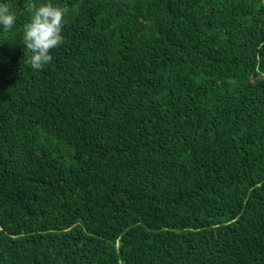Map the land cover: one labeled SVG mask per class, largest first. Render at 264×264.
I'll return each mask as SVG.
<instances>
[{"label":"trees","instance_id":"1","mask_svg":"<svg viewBox=\"0 0 264 264\" xmlns=\"http://www.w3.org/2000/svg\"><path fill=\"white\" fill-rule=\"evenodd\" d=\"M0 4V264H264V0Z\"/></svg>","mask_w":264,"mask_h":264},{"label":"clouds","instance_id":"2","mask_svg":"<svg viewBox=\"0 0 264 264\" xmlns=\"http://www.w3.org/2000/svg\"><path fill=\"white\" fill-rule=\"evenodd\" d=\"M65 13L57 5L45 2L32 10L31 19L23 26V45L28 53L25 62L32 69L43 70L53 61L51 50L64 42L62 30ZM16 15L7 4H0V25L8 32L16 23Z\"/></svg>","mask_w":264,"mask_h":264}]
</instances>
